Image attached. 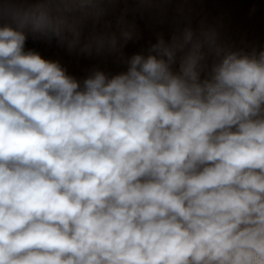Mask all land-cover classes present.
<instances>
[{
	"label": "clouds",
	"instance_id": "clouds-1",
	"mask_svg": "<svg viewBox=\"0 0 264 264\" xmlns=\"http://www.w3.org/2000/svg\"><path fill=\"white\" fill-rule=\"evenodd\" d=\"M173 2L0 0V264H264V50L178 17L123 59L117 5ZM29 33L127 70L81 82Z\"/></svg>",
	"mask_w": 264,
	"mask_h": 264
},
{
	"label": "rangeland",
	"instance_id": "rangeland-1",
	"mask_svg": "<svg viewBox=\"0 0 264 264\" xmlns=\"http://www.w3.org/2000/svg\"><path fill=\"white\" fill-rule=\"evenodd\" d=\"M125 8L129 9L126 19L135 24V34L122 49L123 59L134 54L146 55L160 35L170 40L178 17L190 18L194 27H198L202 21L216 27L221 38L235 48L264 50V0H186L143 12L136 10L139 5L135 3H121L117 5L115 15L107 17L112 20L113 27L116 16ZM177 9L183 11L178 12ZM102 27L103 21L97 25V30ZM91 31L90 21L84 29L83 38L86 39ZM25 48L38 52L45 59L59 61L69 75L81 82L94 69L102 70L110 77L127 70L120 53L87 55L79 49L69 51L67 45L60 44L56 38L49 41L29 33Z\"/></svg>",
	"mask_w": 264,
	"mask_h": 264
}]
</instances>
